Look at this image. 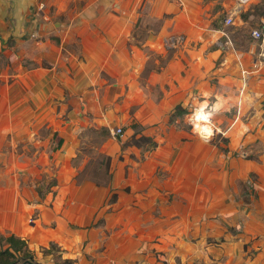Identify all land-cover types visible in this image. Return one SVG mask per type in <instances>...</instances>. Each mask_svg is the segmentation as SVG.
Instances as JSON below:
<instances>
[{"label":"crops","instance_id":"0c3cea01","mask_svg":"<svg viewBox=\"0 0 264 264\" xmlns=\"http://www.w3.org/2000/svg\"><path fill=\"white\" fill-rule=\"evenodd\" d=\"M219 1L69 0L52 22L42 8L54 0H0V236L25 241L34 264H264L263 121L222 117L227 152L170 121L177 106L257 108L264 64L179 48L146 70V49L215 40ZM231 1L227 16L264 10ZM91 127L140 143L107 146V185L76 179ZM45 173L55 185L40 197Z\"/></svg>","mask_w":264,"mask_h":264},{"label":"rangeland","instance_id":"374dc122","mask_svg":"<svg viewBox=\"0 0 264 264\" xmlns=\"http://www.w3.org/2000/svg\"><path fill=\"white\" fill-rule=\"evenodd\" d=\"M68 1L69 0H54L53 3H50L45 8H42V10L45 11L47 16L52 19L53 13L57 10L61 13L65 12L68 7ZM207 1V0H204ZM220 3H224L223 6V12H221L218 17L213 20L211 25L212 34L217 35V38L214 40H211L209 43L207 40L198 39L197 41L184 43L182 39H172L168 42V49L166 51L161 52H155L152 50H144L148 57V65L146 67V70H155L158 69L159 66H163L167 60L172 58L174 56V53L178 51L179 48H187L190 50L195 49L197 52H204V54H209L215 49H219L222 52V55L226 51L231 52H238L237 56L242 59L245 58L248 60V62H251L252 59L254 61V58L256 57L257 47L252 42L250 38V30L251 28L255 27L256 24L259 23V19L263 15V5L258 4L257 1H254L249 9L240 15V17H234L233 24L232 25H226L225 24V18L228 14V9L230 10L233 6V2L231 0H220ZM227 7V8H226ZM221 8V5H216L215 9ZM33 14V12L31 11ZM31 15V14H30ZM60 20H64V16L60 15L58 16ZM33 18L43 20L42 16L39 15L37 17L33 16ZM154 21H150L153 27H156V24H153ZM215 30V31H214ZM139 40H142L144 38V31L140 33ZM141 48V47H140ZM143 50V49H142ZM244 54V55H242ZM220 60V59H219ZM219 62V61H218ZM217 62V63H218ZM254 64V62H253ZM252 65V64H251ZM256 67V66H255ZM239 90L242 89V84L239 85ZM240 92L238 91V95ZM245 92L241 95V98L244 97ZM238 100V99H237ZM205 105V104H203ZM201 106L199 108H191L186 110V113L181 116V120H185L186 123L190 125V127L195 128L196 132L202 135L201 128H205L206 126H210V128L213 129V134L211 135L212 140L219 146V148L228 147V138L226 134V123L221 121L222 117L226 119H233L234 117H242L246 119L247 117L252 118H260L262 122V128H264V97L259 98V105L255 109H250L248 111H245L241 108V111L239 110V107L236 105L235 108L229 109L227 111H224L221 114H216L213 109H211L209 106ZM201 109L203 110V114L208 116V123L204 124L202 122L197 123L194 121L196 119V115L201 112ZM240 111V113H239ZM190 121V122H189ZM192 123V124H191ZM184 125V124H183ZM116 129V127H113ZM122 130V137L121 136H113L111 133V130L108 128H87L86 130L82 131L80 133V146H79V153L76 157V160L74 164L80 165L84 160H90L91 163L87 166L85 169L84 176L89 175L92 176L93 179L97 178L95 176L96 173L97 176H101L104 173V166H96V162H98L99 158L101 156L105 155V150L107 146L112 142H117L121 145V149H124L127 147V144L130 142V137L125 135L124 131ZM207 137V136H205ZM226 139V141H224ZM255 151H260L261 153L264 151V143H257V145L254 146ZM244 152H235L237 156H246L249 157L250 154L244 155ZM100 155V157H99ZM106 156V155H105ZM252 156V155H250ZM253 157V156H252ZM82 177V175H80ZM86 178V177H84ZM88 178V177H87ZM102 179H104V176H102ZM39 185H41V192L42 194H46V187L49 184H52L54 182V178L52 174L45 173L42 175V177L38 180ZM3 246L2 243H0V250ZM56 252L55 250H53ZM55 254V253H54ZM17 257L16 260L18 261L20 259V255L16 254ZM29 260V259H26ZM33 262V259H30ZM56 264H63L62 260L55 258ZM34 263V262H33Z\"/></svg>","mask_w":264,"mask_h":264},{"label":"trees","instance_id":"16d2710c","mask_svg":"<svg viewBox=\"0 0 264 264\" xmlns=\"http://www.w3.org/2000/svg\"><path fill=\"white\" fill-rule=\"evenodd\" d=\"M185 113H186L185 109L181 108L180 106H177L171 115L170 121H172L173 118L180 116V115H183ZM224 141H226V139H224ZM127 146L140 147V143L134 137H132L130 139V142L127 144ZM154 147H155V144L151 143L150 148H154ZM220 150H222L223 152H227V149H225V148H220ZM99 157H100V155H99ZM99 159H101V160L96 162V166L97 167L98 166H104L105 170H104L103 175L98 177L97 174H99V173H96L95 176L97 178H95V179H93L92 176H89V175L84 176L83 175V174H85V169L91 163V159H90L87 166L82 170V172L78 173V175L76 176V179L78 181H81L84 179H89L91 181H94L97 185H107L111 179V174L107 170L108 158L104 155V156H101V158H99ZM80 175H82V177ZM102 176H104V179H102ZM84 177H86V178H84ZM54 185H55V180L52 184H49L48 187L54 186ZM37 192H38L40 197H43V194L41 192V185H39L37 187ZM114 200H115V195H112V197L110 198V202H113ZM0 243H2V245H6V247L4 249L0 250V264H12V263H14L16 261V258H15L16 254H19L21 256L20 257L21 260L32 259V254L28 251L25 241L20 240V239L14 237L13 235H10V236H0ZM51 247H53V246H51ZM63 264H67V263L64 261Z\"/></svg>","mask_w":264,"mask_h":264},{"label":"built area","instance_id":"2783aa9c","mask_svg":"<svg viewBox=\"0 0 264 264\" xmlns=\"http://www.w3.org/2000/svg\"><path fill=\"white\" fill-rule=\"evenodd\" d=\"M239 8H242L250 3L253 2V0H233ZM233 16H227L225 18V24L226 25H232L233 24ZM250 38L252 42L257 47L256 57L254 60V64H264V18L260 22L259 25L252 28L250 30ZM113 136H122V130L120 128H116L111 131ZM205 137V136H204ZM18 262L21 264L25 262L26 264H34L30 259L29 260H21L19 259Z\"/></svg>","mask_w":264,"mask_h":264},{"label":"bare ground","instance_id":"6f19581e","mask_svg":"<svg viewBox=\"0 0 264 264\" xmlns=\"http://www.w3.org/2000/svg\"><path fill=\"white\" fill-rule=\"evenodd\" d=\"M198 115H199V114H197V115H196V119H194V121H195L197 124L200 123V122H202V123H204V124L208 123V120L204 121V120L197 119V116H198ZM206 128H210V126H206L205 128H201V129H202V130H201V133H202L203 136H207L208 138H211V135L213 134V129L210 128V129H211V135H208L206 131H203V130L206 129Z\"/></svg>","mask_w":264,"mask_h":264},{"label":"clouds","instance_id":"9594fccd","mask_svg":"<svg viewBox=\"0 0 264 264\" xmlns=\"http://www.w3.org/2000/svg\"><path fill=\"white\" fill-rule=\"evenodd\" d=\"M197 119L206 121L208 119V116L203 114V110L201 109V113L197 116ZM203 131H206L208 135H211V129L206 128Z\"/></svg>","mask_w":264,"mask_h":264},{"label":"water","instance_id":"95a60500","mask_svg":"<svg viewBox=\"0 0 264 264\" xmlns=\"http://www.w3.org/2000/svg\"><path fill=\"white\" fill-rule=\"evenodd\" d=\"M12 264H20L18 261L12 263ZM21 264H26L25 262L21 263Z\"/></svg>","mask_w":264,"mask_h":264}]
</instances>
